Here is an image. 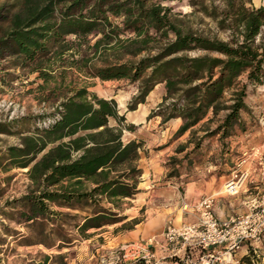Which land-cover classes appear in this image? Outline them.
I'll return each mask as SVG.
<instances>
[{"label": "trees", "instance_id": "1", "mask_svg": "<svg viewBox=\"0 0 264 264\" xmlns=\"http://www.w3.org/2000/svg\"><path fill=\"white\" fill-rule=\"evenodd\" d=\"M187 4L192 11L177 14L153 0H17L7 13L6 5L0 8V22L9 24L0 37V56L17 58L18 66L32 67L45 82L53 78L49 71L56 62L70 59L69 67L88 78L138 83L128 111L137 110L164 84L163 102L148 118L160 116L163 124L181 118L177 136L212 114L207 123L217 121L216 127L183 159H174L178 168L171 178L186 161L191 163L206 139L225 142L246 130L242 113L249 112L248 87H264V6L256 7L252 0ZM70 36L75 39L70 41ZM91 36L99 38L91 44ZM72 92L49 115V125L13 131L33 120L41 124L44 115L0 123V134L21 136L20 144L0 148V172L27 169L31 181L26 194L9 199L0 180V231L24 246L59 251L39 253L41 260L31 264H69L62 251L71 249L77 238L66 227L88 238L91 230L124 223L128 218L103 207L102 201L120 211L119 201L140 193L143 171L138 161L145 144L123 140L125 127L134 126L124 125L114 99L87 88ZM112 119L118 126L110 125ZM4 245L6 239L0 236ZM244 262L251 264L249 258Z\"/></svg>", "mask_w": 264, "mask_h": 264}, {"label": "rangeland", "instance_id": "2", "mask_svg": "<svg viewBox=\"0 0 264 264\" xmlns=\"http://www.w3.org/2000/svg\"><path fill=\"white\" fill-rule=\"evenodd\" d=\"M153 1L173 8V13L186 14L192 11L187 4V0ZM16 2L17 0H0V8L6 5L7 13L12 10ZM252 2L256 7L264 6V0H252ZM207 23L209 24L208 27H214L209 20H207ZM8 28L9 24L7 21L0 22V37ZM98 38L99 36L89 37L91 44ZM68 39L72 41L75 37L70 36ZM67 53H71V50ZM17 63V58L8 53H3L0 56V123H10L13 120L24 117L33 118L38 115H44L42 122L45 121V123L36 124L35 120H31L33 122L32 125L20 126L13 131H18L19 129L32 130L35 126L49 125V115L57 112L60 103L67 96L72 95V91L87 88L88 91L96 93L101 98L114 99L117 102L120 115L125 116L124 125L134 126L133 130H127L125 127L123 134L125 142L130 140L143 141L146 144V150L142 151V153L147 159L161 152L164 154L167 172L161 178L151 176L150 180L152 182L149 177L146 181H143V177L140 178L138 186L140 193L132 199L119 201L120 211L107 200H103L101 203L103 207L111 208L114 212L120 213L121 216H126L127 218L136 217L135 220L137 222L144 221L146 216L150 215L147 203L152 200V194L155 199L157 197L156 193L158 191L162 192V189H159L165 183L173 182V186L179 185L177 187L178 191H176L177 195L184 194L183 185L192 181L193 178H202V183L212 180L214 185L218 186L217 188H221L244 151L259 148L264 152V87H248L246 103L249 107V112L242 113L246 130H239L234 136L226 139L225 142H221L219 137L206 139L201 146V150L192 158L191 163L186 161L181 173L170 178L168 175L174 168H178V164L174 163V159H183L186 153L193 150L195 143L208 129L216 127L217 121L210 124L207 123L212 114L193 129L181 136H177L175 131L179 125L181 127L183 124L181 118L170 120L166 124L162 123L163 118L160 116L148 118L151 112L153 110L157 111L163 102L165 95L164 84L158 85L151 92L145 104L139 105L135 111H128L129 105L138 94V83H132L128 80L102 81L99 78H88L77 68L69 67L70 63H72L70 59L63 62V64L56 62L54 68L49 71L53 78L45 82L39 77L38 72H32V67L23 68L18 66ZM57 66L62 67L56 69ZM110 125L115 127L118 126V123L112 119ZM20 142V134H0V148L4 149L8 146L18 145ZM181 148H184V151L180 152ZM208 170H211V173ZM26 172L27 169H12L8 172H0L1 186L7 188L6 198H19L28 192L31 181ZM248 187L249 184L246 185V188ZM246 194L249 193L241 192V194L234 197L240 196L241 199H244ZM225 196L223 195L222 197ZM220 200L222 204H226L225 200L228 199L225 197ZM231 200L233 203L235 202L234 199ZM156 202L155 200V204ZM238 202L239 200L236 203ZM70 212L73 214L80 213ZM80 215L82 214L80 213ZM133 220L130 219L122 224L108 225L98 230H91L88 238L76 235L75 230L67 226V232L71 233V236L75 235L77 240L71 249H65L62 253H67L69 264H97L98 254L102 247H113L119 243L130 241L128 239L124 240L123 237L131 235L130 230L135 228L131 224ZM3 222L22 234H30L29 230L15 223ZM124 224L126 226H123ZM0 236L6 239V245L0 246V248H3L0 251V264H31L33 261L38 262L41 260L37 256L39 253L59 254V251L55 249L47 250L43 246H24L17 238L6 237L1 231ZM249 255L251 264H264L261 252L258 254L250 252ZM238 257L241 258L240 256ZM244 261V257L241 258L240 264L248 263Z\"/></svg>", "mask_w": 264, "mask_h": 264}, {"label": "built area", "instance_id": "3", "mask_svg": "<svg viewBox=\"0 0 264 264\" xmlns=\"http://www.w3.org/2000/svg\"><path fill=\"white\" fill-rule=\"evenodd\" d=\"M249 183L257 184V192L243 202L244 212L221 219L215 194L194 205L183 203V211L194 220L177 223L171 218L159 236L102 247L97 264H240L244 245L253 254L264 252V152L259 148L244 151L235 163L224 183L225 195L249 192Z\"/></svg>", "mask_w": 264, "mask_h": 264}, {"label": "crops", "instance_id": "4", "mask_svg": "<svg viewBox=\"0 0 264 264\" xmlns=\"http://www.w3.org/2000/svg\"><path fill=\"white\" fill-rule=\"evenodd\" d=\"M142 105V104H141ZM180 128V125L178 126V129ZM175 132H177V130ZM162 146V144H160ZM146 148V144L144 145V150ZM143 150V151H144ZM165 156L161 152L159 154H155L151 156L149 159L145 158L144 154L141 152V158L138 161L139 168L143 171V181H146L149 177V180L151 179V176L156 178H161L166 172L167 169L165 167ZM254 166V163H248L246 166L247 169H252ZM141 177V178H142ZM221 179V178H220ZM151 181V180H150ZM154 181V180H153ZM152 182V181H151ZM202 178L200 179H194L190 182H187L182 187L184 190V194H178L176 191H178V186H173V182L165 183L161 191H158L156 193V198L154 199V195L152 194V200L147 203V208L150 211V215H147L144 221L138 222V224H135L133 229L130 230L131 235L122 236L125 239H128L130 241H134L141 238H148L151 236H159L164 231L165 225L167 221L171 218H174L176 222H185V221H191L194 220V215H186L183 211V203H188L190 205L196 204L202 197L205 195H211L216 194L219 196L216 202V213L221 219H226L231 215L242 213L245 211V208L243 206V202L250 196H253L256 194L257 189L255 183H249V193L246 194L244 199L238 197H228L225 196L226 204H222L221 200L223 195H225L224 186L221 188H217L218 186H215L212 180H209L208 182L202 183ZM148 187V185H147ZM264 188V186H262ZM219 189V190H218ZM177 198V199H176ZM174 199V200H171ZM231 199H234V203ZM237 199V200H236ZM154 200V201H153ZM155 200L157 201L155 204ZM176 200V201H175ZM239 200L238 203H236ZM173 201V202H170ZM223 201V200H222ZM232 201V202H231ZM229 202V203H227ZM136 217L128 218L126 221L130 219L135 220ZM125 221V222H126ZM122 224V223H120ZM128 242V241H125ZM250 249L248 245H244L243 248L239 251L238 256L241 258H250ZM263 258L262 262L264 263V252L260 251Z\"/></svg>", "mask_w": 264, "mask_h": 264}]
</instances>
